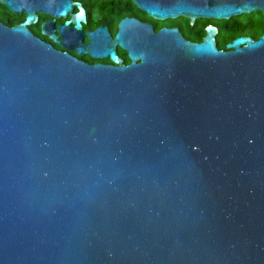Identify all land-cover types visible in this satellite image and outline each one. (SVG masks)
Instances as JSON below:
<instances>
[{
    "label": "water",
    "instance_id": "1",
    "mask_svg": "<svg viewBox=\"0 0 264 264\" xmlns=\"http://www.w3.org/2000/svg\"><path fill=\"white\" fill-rule=\"evenodd\" d=\"M157 20L264 0H132ZM0 264H264V33L224 49L81 0H0ZM37 12L66 18L35 35ZM89 41H85V36ZM128 52L129 64L118 54Z\"/></svg>",
    "mask_w": 264,
    "mask_h": 264
},
{
    "label": "trees",
    "instance_id": "2",
    "mask_svg": "<svg viewBox=\"0 0 264 264\" xmlns=\"http://www.w3.org/2000/svg\"><path fill=\"white\" fill-rule=\"evenodd\" d=\"M82 2L87 8L89 26L107 23L113 33H116L119 21L127 15L150 19L146 12L141 10L132 0H82ZM223 21L228 25L219 32V45L223 49L227 42L231 41L238 33H250L255 37H260L264 33V14L261 11L234 16ZM181 22H186L185 34L192 40H201L206 33V25L211 23L207 20L200 25H195L186 17L170 18L163 21V23L170 25ZM163 23L156 22L157 26H161Z\"/></svg>",
    "mask_w": 264,
    "mask_h": 264
},
{
    "label": "flooded vegetation",
    "instance_id": "3",
    "mask_svg": "<svg viewBox=\"0 0 264 264\" xmlns=\"http://www.w3.org/2000/svg\"><path fill=\"white\" fill-rule=\"evenodd\" d=\"M37 15H38V21L32 22L31 24L28 25V27L30 28V30L35 35L41 37L42 39H44L45 41H47L49 43H52L56 48H58L60 50H63V51H67V52L71 53L72 55H74V56H76V57H78V58H80V59H82V60H84V61H86L88 63H91V64L98 63V62L99 63H104V64H110V63H112V61H111V59L109 57H105V58H95V57L91 56L88 53L80 54L78 51H76L74 49H71L69 47H66V46L58 43V42H55L54 40L51 39L50 35L43 34V32H42V25H43L44 22H48V24H47V28L48 29L53 28V30L56 33L59 34V25L61 23H63L66 20V18H57L56 21L53 24H51L50 22L52 21L53 16H51V15H49L47 13H42V12H37ZM127 16H136V15H127ZM147 16H148V18H150L149 20H147V19H142V20L153 23L154 26H155V28H156V30H159V29H161L164 26H167V27H178L180 29V31L182 32V34L186 38H188L187 35L185 34L186 22H184V23L181 22V23H177L175 25H170V24L163 23V21H165V20H157V19H154L151 16H149L148 14H147ZM25 18H26V12L25 11L15 12L11 8H9L6 4L0 2V19L3 22H5L6 24H8L10 26H14L16 24L22 23L25 20ZM178 18H180V17H178ZM207 20L211 22V23H208V24L217 25L219 27L220 31H221L222 28L228 27V25L226 23H224L223 20H229V19L198 18L194 24L195 25L196 24H199L200 25L202 22L207 21ZM156 22H162L163 24L161 26H157ZM100 25H107V26H109L107 23H100V24H98L96 26L90 27L89 26V23L87 22L84 25V31L87 32L89 30L96 29ZM113 34H115V33H113ZM205 35H206V33L203 35V38H204ZM237 36H251L254 39H258L259 38V37L253 36L250 33H238L235 37L232 38V40L234 38H236ZM203 38L201 40H194V41L200 42V41L203 40ZM188 39H190V38H188ZM217 39H218V45H219V34L217 36ZM190 40H192V39H190ZM85 41L86 42L89 41V37L87 35L85 36ZM219 47H220V45H219ZM118 54L120 55V57L123 58L124 63L129 64L131 62V59L128 56V52L125 49L119 47L118 48Z\"/></svg>",
    "mask_w": 264,
    "mask_h": 264
},
{
    "label": "rangeland",
    "instance_id": "4",
    "mask_svg": "<svg viewBox=\"0 0 264 264\" xmlns=\"http://www.w3.org/2000/svg\"><path fill=\"white\" fill-rule=\"evenodd\" d=\"M167 20V19H166ZM224 22V21H223Z\"/></svg>",
    "mask_w": 264,
    "mask_h": 264
}]
</instances>
